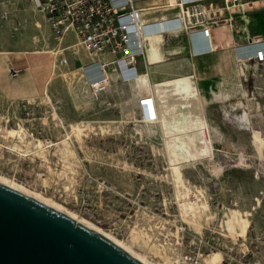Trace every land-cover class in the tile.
Returning a JSON list of instances; mask_svg holds the SVG:
<instances>
[{"label": "rangeland", "instance_id": "374dc122", "mask_svg": "<svg viewBox=\"0 0 264 264\" xmlns=\"http://www.w3.org/2000/svg\"><path fill=\"white\" fill-rule=\"evenodd\" d=\"M26 9L0 0V179L152 263L264 264V65L236 66L231 77L204 63L193 76L187 55L163 49L176 68L162 64L155 69L168 73L151 79L189 74L215 97L200 95L210 149L194 158L196 139L167 137L159 107L156 123L139 121L147 72L92 98L79 63L55 62L57 43ZM146 58L164 62L156 45Z\"/></svg>", "mask_w": 264, "mask_h": 264}, {"label": "built area", "instance_id": "2783aa9c", "mask_svg": "<svg viewBox=\"0 0 264 264\" xmlns=\"http://www.w3.org/2000/svg\"><path fill=\"white\" fill-rule=\"evenodd\" d=\"M20 1L31 3L33 10L45 18L58 44L54 55L59 66H67L70 58L79 56L80 49L85 51L91 62L82 67L81 76L90 96L95 99L101 98L108 90L113 74L122 83L134 82L141 77L138 64L143 60L148 67L147 44L153 35L190 31L193 53L205 54L211 49H205L203 42L196 39L205 33L210 41L213 40L209 23L212 21L220 26L233 22L231 17H214L213 11L217 10L214 7L219 5L220 10L229 12L241 6L240 0H165L161 8H180L177 16L149 23L147 9L138 7L137 0ZM8 17L9 12H4L3 18ZM165 23L169 26L166 27ZM197 27L202 29L198 31ZM68 34H73L77 42L61 47ZM251 59L264 64V49L256 48L252 55L244 54L241 60ZM9 72L14 77L18 73L14 66L9 67ZM156 102L152 93L139 98L141 123L148 125L158 121Z\"/></svg>", "mask_w": 264, "mask_h": 264}, {"label": "water", "instance_id": "95a60500", "mask_svg": "<svg viewBox=\"0 0 264 264\" xmlns=\"http://www.w3.org/2000/svg\"><path fill=\"white\" fill-rule=\"evenodd\" d=\"M0 264H144L69 215L0 180Z\"/></svg>", "mask_w": 264, "mask_h": 264}, {"label": "crops", "instance_id": "0c3cea01", "mask_svg": "<svg viewBox=\"0 0 264 264\" xmlns=\"http://www.w3.org/2000/svg\"><path fill=\"white\" fill-rule=\"evenodd\" d=\"M20 2H23L25 5H27L26 15H28L29 18L34 17V20H35V22L33 23L34 27L36 29L46 28L49 31L50 41H55L45 18L41 14L33 10L31 3H28L26 1H20ZM163 4H157L156 2L152 0H137L138 7L147 9L146 19L148 20L149 23L155 22V21H161L163 19H172L177 16L180 8L165 10L161 8ZM240 4H241L240 7H238L237 9L231 10L229 12L220 10L219 5H216V7H214L217 9L216 11H213L214 17L216 18L231 17L234 23L231 22L232 24L228 23L226 25L217 26L215 23H212L211 21L209 23L210 26H208V28L213 29V34H211L213 35L212 41H210L209 37L208 36L206 37L205 34L203 35L205 38L202 35L200 36L199 34H197L199 35V39H196L194 37L196 41L199 40L203 42L202 45H204L205 49L207 50L211 49L208 53H205V54H194L193 53L192 44L190 42L191 41L190 31L189 32L187 31H180V32L168 31L160 35H153L149 43L147 44V53L149 52V50L151 49L153 45L158 46L159 50L162 53L164 62L160 64L150 65L148 67H145V65L140 64V61H141L140 60L138 64L139 74L142 75L147 72L146 74L147 83L150 86V89H149L150 93L153 94V87H152L153 82L156 83L163 79L168 78V77H165L160 80H156V79L153 80L151 79L153 75L158 76L161 74H167L168 71L176 68V66L172 65V63L171 64L166 63L168 61V58H165V53L163 50L166 48H168V54L171 56H179L182 54L187 55L190 61L191 73L193 74V76H198V75L202 76L205 73V72H199V69H197L198 65L200 64L202 65L204 63L212 65L213 70L212 69L210 70H212V72H214L215 74L220 75V76L228 75L231 77L235 76L236 74V66H239V65L246 66L248 64L257 63L253 59L244 60V61H242L241 59L244 54L252 55V53L255 51V49H253L252 46L250 45L264 41V0H240ZM25 20H28V18H26ZM19 21H22L23 23L24 19H21ZM201 29L202 28L200 27L196 28V30L198 31H200ZM76 42L77 41L74 35L68 34L65 37L61 47L73 45ZM172 43H177V44L176 46L173 45L172 47H169V45ZM247 45H248V48H247ZM262 46L263 47H259V48L264 49V45ZM57 48H58V44H57ZM79 52H80L79 56L70 58L69 64L72 61L75 63H79L80 65L79 70L81 71V75H82V67L89 64L91 61L87 57L83 49H80ZM54 58L56 62V59H57L56 56ZM162 64H168V71H159L155 69L156 67ZM259 65H264V64H259ZM180 76H177V77H180ZM186 76L189 77L191 80L192 75L188 74ZM114 77L115 75L113 74L111 76V80H112L111 83L114 81ZM220 95L217 96V98L218 97L221 98L223 96L225 97V95H222V96ZM135 97L136 99L134 101V106H135L136 111L138 112L139 98L143 97V95L137 94ZM203 98L206 99L205 97ZM214 98L215 97H212L211 101H208L207 99L206 100L208 102H212V99ZM213 103L215 102L213 101ZM158 106H159L158 102H156V107L158 108Z\"/></svg>", "mask_w": 264, "mask_h": 264}, {"label": "bare ground", "instance_id": "6f19581e", "mask_svg": "<svg viewBox=\"0 0 264 264\" xmlns=\"http://www.w3.org/2000/svg\"><path fill=\"white\" fill-rule=\"evenodd\" d=\"M165 26L168 27L169 24L165 23ZM159 28H162V26H160ZM262 45H264V41H261L260 43H256L250 46H252L253 49H256L259 47H263ZM247 48H248V45H247ZM114 80H116V76L114 77ZM152 85H153L152 86L153 93L159 105L158 107L160 108V111L163 112L162 127H163V131L165 135L167 137L171 135H176V134L178 135L180 134V135L188 136V137L191 136L196 139L200 149H198L199 150L198 153H196L195 155H190V156L195 158L197 156H203L204 154H206V152L210 149V145L208 144L209 134L207 135V132L205 129L206 121L204 117L205 115L204 104L206 103V101L201 99L198 89H196V87L193 85L190 78L187 76H180V77H175L171 79H164L159 82L152 83ZM209 139L211 140V138ZM38 145L41 147L42 146L41 142ZM0 180L21 191L20 188L8 182V180L4 179V177L1 178ZM33 198H35V196ZM45 200L41 202L43 203L45 202V204H47L49 201L47 202V200L46 201ZM48 204H50L49 206L53 207L54 209L61 211L59 210L60 208L58 206L53 205L52 202ZM70 217L73 218L72 215ZM77 221L101 233L102 235L111 239L112 241H114L115 243H117L118 245H120L121 247H123L125 250H127L129 253L132 254L129 247L125 246L120 241L116 240L115 238H112L110 235L105 234L103 231L99 230V228H95V226L91 227L88 224H86V222H83V221H79V220ZM132 255H134L137 259L142 261L144 264H156V263L147 261L146 259L141 257L139 254L136 255L135 253H133Z\"/></svg>", "mask_w": 264, "mask_h": 264}]
</instances>
